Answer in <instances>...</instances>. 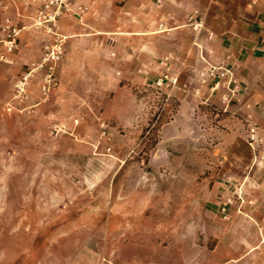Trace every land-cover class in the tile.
<instances>
[{
  "label": "rangeland",
  "instance_id": "374dc122",
  "mask_svg": "<svg viewBox=\"0 0 264 264\" xmlns=\"http://www.w3.org/2000/svg\"><path fill=\"white\" fill-rule=\"evenodd\" d=\"M58 34L63 54L46 95L48 64L39 66L53 37L43 30L22 31L0 64V264H219L225 243L239 238L238 227L227 229L235 192L264 154L248 146L260 126L257 102L243 112L232 106L245 90L237 56L209 54L192 71L168 52L160 59L171 69L123 80L105 101L94 92L98 79L80 85L63 73L68 37ZM210 66L229 69L242 88L228 106ZM163 73L175 84L156 85ZM27 74L24 99L13 100ZM228 199L232 217L223 220L218 209Z\"/></svg>",
  "mask_w": 264,
  "mask_h": 264
},
{
  "label": "crops",
  "instance_id": "0c3cea01",
  "mask_svg": "<svg viewBox=\"0 0 264 264\" xmlns=\"http://www.w3.org/2000/svg\"><path fill=\"white\" fill-rule=\"evenodd\" d=\"M69 2L71 12L60 20L59 29L68 37L61 69L73 82L83 85L84 78L98 79L101 89L95 94L112 101L111 91L123 89V80L139 83L142 74L170 65L160 59L168 52L178 54L179 68L192 71L205 66L209 54L212 59L234 54L245 90L232 106L243 112L248 103L257 102L260 126L250 129L248 146L264 148V0ZM32 6L31 0H16L7 5L5 15L23 25L34 14ZM25 42L24 36L20 44ZM251 163L254 173L240 183V192L255 204L242 213L232 212L234 217L229 211L233 221L227 229L238 227L239 238L235 244L225 243L229 250L218 258L219 264H264V154L255 155ZM249 229L256 231L255 238L248 237ZM218 247L217 241L215 250Z\"/></svg>",
  "mask_w": 264,
  "mask_h": 264
},
{
  "label": "built area",
  "instance_id": "2783aa9c",
  "mask_svg": "<svg viewBox=\"0 0 264 264\" xmlns=\"http://www.w3.org/2000/svg\"><path fill=\"white\" fill-rule=\"evenodd\" d=\"M16 0H0V62H6L7 57L13 55L18 48L19 34L24 30L34 29L43 30L49 36L53 37V43L47 48V52L43 57L42 63L48 64V72L43 80L41 87L43 95H46L51 87L55 86L54 78V66L60 60L63 54V42L65 37H62L59 33L60 20L68 13L71 12L69 0H31L35 5L34 14L29 18V23L26 25L16 26L5 15L7 5L13 3ZM167 59H164L161 63L166 64ZM30 74L25 75L21 81L15 85V93L13 100L22 101L25 97V84ZM207 76L212 78L215 82L213 90L223 89L220 101L228 106L231 101L237 97L242 88L240 84L233 78L229 69L223 67L210 66L207 72ZM176 78L163 73L162 76L157 79L156 85H174ZM236 193L238 200L237 211L242 213L243 206L253 207L254 202L244 199L240 193ZM231 205V200L221 202L219 206V214L223 219L228 218V211Z\"/></svg>",
  "mask_w": 264,
  "mask_h": 264
},
{
  "label": "trees",
  "instance_id": "16d2710c",
  "mask_svg": "<svg viewBox=\"0 0 264 264\" xmlns=\"http://www.w3.org/2000/svg\"><path fill=\"white\" fill-rule=\"evenodd\" d=\"M165 97V96H164Z\"/></svg>",
  "mask_w": 264,
  "mask_h": 264
}]
</instances>
